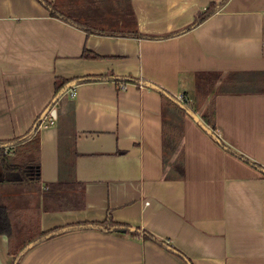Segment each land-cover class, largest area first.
<instances>
[{
	"label": "crops",
	"instance_id": "1",
	"mask_svg": "<svg viewBox=\"0 0 264 264\" xmlns=\"http://www.w3.org/2000/svg\"><path fill=\"white\" fill-rule=\"evenodd\" d=\"M217 1L0 0V141L55 116L36 129V189L39 230L63 227L18 264H264V0H227L181 30ZM47 2L120 32L87 31L52 16ZM85 48L100 57H83ZM197 72L220 73L215 87L225 77L257 82L258 92L240 91V82L214 94L212 131L250 162L211 135ZM56 77L88 78L55 95ZM146 83L186 95L210 129L184 114L183 178L167 177L161 94ZM12 186L1 195L16 194ZM108 215L177 252L143 233L83 225ZM10 250L0 234V264H14Z\"/></svg>",
	"mask_w": 264,
	"mask_h": 264
},
{
	"label": "trees",
	"instance_id": "2",
	"mask_svg": "<svg viewBox=\"0 0 264 264\" xmlns=\"http://www.w3.org/2000/svg\"><path fill=\"white\" fill-rule=\"evenodd\" d=\"M227 0H219L217 2H210L207 7L201 11L195 19L187 26L183 27L181 30L189 29L199 22L210 16L216 10H218ZM49 9V12L52 16H56L66 20L76 26H79L87 31H94L104 33V32H120V31H110L102 27H93L88 21H83L77 18H74L70 15H66L56 3L47 2L46 3ZM82 56L85 58H98V54L84 49ZM220 77V73L216 72H197L195 73V90H196V100L201 101L204 98L208 99L207 105L201 118L204 122L211 128V135L215 138L220 145L224 148L230 150L233 153L238 154L244 160L250 162L248 158L244 155L237 153L230 147H228L219 137L212 131L215 129L214 121V94L217 92H233L237 89V85L241 82L237 81L232 77L222 78V84L215 87ZM88 77L76 78V79H67V78H58L55 79V95H57L61 90H63L66 85L71 84L72 82H80L87 80ZM120 80V79H116ZM126 82V81H125ZM244 87L240 89L242 92H258L261 91L257 85V82L250 81L248 79L241 82ZM151 87L157 89L161 94V136H162V163L163 166H169V172L167 177L169 178H183L184 176V159L183 152L180 148V143L183 133V116L186 113L185 109L182 108L177 102V97L168 93L164 89L157 87L150 83ZM174 99V100H173ZM187 108H191L192 104L189 102V99L186 95H183L182 100L178 101ZM192 109V108H191ZM40 118H37L33 126L23 135L12 139V141H0V186L2 185H31L38 184L40 173H39V136L36 131L37 126L39 125ZM5 142L13 143L11 149L5 150L3 147ZM173 157V159H172ZM252 164H255L251 161ZM258 166V165H256ZM2 195L0 193V234L7 235L10 244V251L14 255V264H18V260L21 254L25 251H22L23 248L31 241L36 239L43 240L48 238L58 232L60 228H53L47 231H38L36 234H33L31 238L23 241H14L13 233L16 228V223H21L25 220L27 212L20 207H12L9 204L2 202ZM24 218V219H23ZM89 224L90 226L99 227L105 231H113L117 233H129L131 235H138L143 233L145 238H153L158 243L170 247L173 251L177 252L173 247L167 245L163 240L155 237L149 231L145 229H140V227H133L126 223H121L113 220L110 215H108L102 221H94ZM38 242V241H37ZM181 255L185 260H188L186 257ZM189 261V260H188Z\"/></svg>",
	"mask_w": 264,
	"mask_h": 264
},
{
	"label": "rangeland",
	"instance_id": "3",
	"mask_svg": "<svg viewBox=\"0 0 264 264\" xmlns=\"http://www.w3.org/2000/svg\"><path fill=\"white\" fill-rule=\"evenodd\" d=\"M90 23L98 21H88ZM102 22V21H101ZM94 24V23H93ZM38 184H31L29 186L19 184L12 186V191H15L16 194L8 195V192L4 196L2 195V202L9 204L12 207H20L26 210L27 216L24 221L21 223H16V228L13 233L14 241H23L31 238L33 234L39 229V210L41 203V194L36 189ZM1 193V189H0ZM11 196V197H10ZM24 219V218H23Z\"/></svg>",
	"mask_w": 264,
	"mask_h": 264
},
{
	"label": "water",
	"instance_id": "4",
	"mask_svg": "<svg viewBox=\"0 0 264 264\" xmlns=\"http://www.w3.org/2000/svg\"><path fill=\"white\" fill-rule=\"evenodd\" d=\"M146 84H148V85H150V83H146ZM54 99H55V97H54ZM53 99V100H54ZM174 100V99H173ZM178 101H180L178 98H177V100H176V102L182 107V108H184L185 109V111L187 112V113H189L190 115H192L206 130H210L199 118H198V116L191 110V109H189V108H187V107H185L183 104H181V103H179ZM40 119H41V117H39ZM35 125V124H34ZM37 241H39V239H36L35 241H31V242H29L24 248H23V250L22 251H24V250H26L27 248H29V247H31L34 243H36Z\"/></svg>",
	"mask_w": 264,
	"mask_h": 264
},
{
	"label": "built area",
	"instance_id": "5",
	"mask_svg": "<svg viewBox=\"0 0 264 264\" xmlns=\"http://www.w3.org/2000/svg\"><path fill=\"white\" fill-rule=\"evenodd\" d=\"M75 91L72 89L71 94L74 95ZM183 95H179L177 98L179 100H182ZM42 118V117H41ZM55 116H53L50 112H47L46 115L43 116L42 119H40L39 125L40 124H45V125H51L54 124Z\"/></svg>",
	"mask_w": 264,
	"mask_h": 264
}]
</instances>
